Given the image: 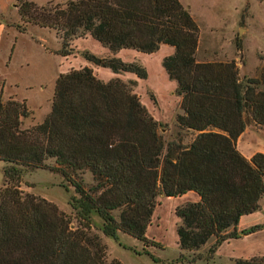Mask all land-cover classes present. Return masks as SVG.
Returning a JSON list of instances; mask_svg holds the SVG:
<instances>
[{
    "label": "trees",
    "instance_id": "1",
    "mask_svg": "<svg viewBox=\"0 0 264 264\" xmlns=\"http://www.w3.org/2000/svg\"><path fill=\"white\" fill-rule=\"evenodd\" d=\"M18 6L24 20L57 30L62 54L88 33L114 52L123 47L152 52L163 42L173 44L175 51L163 65L181 95L176 123L196 135L189 144L181 137L165 144L160 129L167 125L142 102L138 81L105 80L88 65L58 75L50 112L27 127L26 100L5 99L0 89V161L5 163L0 264H125L108 258L97 229L117 241L122 231L159 245L146 233L160 194L195 191L201 197L176 208L177 261H196L203 255L189 259L185 252L215 238L205 255L211 259L224 241L264 228L262 223L238 230L240 218L257 211L264 198V153L249 159L237 148L247 113L264 128V89L257 77L241 78L235 58H198L200 25L188 5L181 0H19ZM84 54L116 72L148 76L139 60ZM50 159L55 164H47ZM39 167L58 172L67 189L74 186V216L21 188L23 174ZM86 171L94 180L89 187L80 175ZM234 264H264V257L237 258Z\"/></svg>",
    "mask_w": 264,
    "mask_h": 264
},
{
    "label": "rangeland",
    "instance_id": "2",
    "mask_svg": "<svg viewBox=\"0 0 264 264\" xmlns=\"http://www.w3.org/2000/svg\"><path fill=\"white\" fill-rule=\"evenodd\" d=\"M35 1L43 4L50 0ZM181 1L188 5L191 12L201 20L202 27L200 28V43L197 56L199 58L225 60L235 58L241 78L257 77L260 80V88L264 89V0ZM4 2H9V0H1V4ZM18 2L19 0H15V5H18ZM14 8L16 7L13 6L6 11L8 22L16 24L19 28L22 25L27 28L18 37V52L14 60V66L5 70L11 72V79H20L24 82L21 84L20 81H17V85H19V94H27L29 97L27 104L31 114L24 120V126L27 127L42 122L52 108L55 91H53L54 80L52 74L55 73V70L58 68V70L65 72L72 68L83 67L89 62L93 63L85 56L84 52L86 50L91 52L100 51V46H106L90 34H86V36L73 39L71 44L66 46V49H71V52L63 54L62 57L59 53H56L60 52L63 47V40L57 30L26 21L23 18L20 19L16 16ZM238 41L242 43L241 48L238 47ZM22 63L23 65H21ZM1 67L2 65L0 64ZM126 75V71H120L119 77L129 80ZM1 84H5V81L0 77V87ZM28 85H32V88ZM9 89L13 95L18 94L17 88H14V86H10ZM136 91L139 93L142 102L143 100H150L151 108L158 107L155 94L148 87L144 85L140 88L137 84ZM181 112L179 111L178 113ZM246 117L249 120L248 124L258 126L252 121L248 113ZM164 124L167 126L161 128L160 133L165 144L179 137L182 138L184 143L190 142L195 137V132L180 129L176 120ZM47 164H55L54 159L48 160ZM4 165L5 163L0 161V189L5 183ZM80 175L87 187L94 183L93 175L90 171ZM66 184L67 182L58 172L47 167H39L28 170L23 174L21 188L25 192H31L56 203L63 211L74 216L75 211L70 204V199L73 195L78 194L74 186L69 184L67 189ZM171 216L173 219H171ZM175 218V213L173 215L168 213L164 222V224L167 223L166 228H162V226L160 228L156 227L155 236L166 244L165 249L154 251L156 255L163 258L160 262L154 261L147 254L137 255L132 249L120 245L114 238L105 237L101 230L97 229V232L101 235L103 242L107 246L109 245L107 251L109 259H111L110 249L112 255L121 259L125 264H187L186 262H176L179 250L176 245L178 234ZM94 222L96 225H100L102 219L97 214H94ZM122 242L128 245H136L138 248L143 247L141 241L129 234H123ZM210 244L200 249L199 252H207ZM197 252L187 251L185 256L190 259L195 254L197 255ZM203 262H197L196 264H206Z\"/></svg>",
    "mask_w": 264,
    "mask_h": 264
},
{
    "label": "crops",
    "instance_id": "3",
    "mask_svg": "<svg viewBox=\"0 0 264 264\" xmlns=\"http://www.w3.org/2000/svg\"><path fill=\"white\" fill-rule=\"evenodd\" d=\"M15 4H16L15 0H9V2H4L3 4H1V0H0V64L2 65V67L0 68V77L5 81V84L3 85L1 84L0 89L3 90V95L4 98L6 99L13 97L18 100H26V102L28 103L29 101L28 95L27 94L20 95L19 87H18L19 85H17V81H20L21 84L24 82H22L20 79H11L10 78L11 72L5 70L7 68L10 69L14 66V60L18 52V47H17L18 37L19 35H21V33H23L22 31H25L17 27L16 24L9 23L6 18L7 16L6 11L13 6L16 7L14 8L16 16H18L20 19L22 18L21 13L18 10L19 6ZM193 15L197 19L201 28L202 27L201 20L195 14ZM174 51H175V46L173 44L163 42L161 43L159 49L152 52L142 51L133 47H123L118 51L114 52L108 46L106 47L100 46V51H95L94 53L100 56L116 55L126 61L139 60L141 63H143L148 70L147 77L142 78L139 77L136 72L126 71L127 73L126 78L136 79L138 81L137 84L138 86H140V88H142L145 85L152 92H154L155 98L158 103V107L151 108L150 100L147 101L143 100V103L146 105V107L150 110L152 115L158 121L164 123H168V122L171 123L174 122V120H176L177 113L179 111H182L181 95L177 94L176 92L177 81L170 77L165 66L163 65V59L166 55L171 54ZM56 53H59L63 57L62 53L60 52H56ZM199 59H204V58L200 57ZM93 63L89 62L87 65L91 66L94 72L99 77L105 80L111 79L115 76H120V72L114 71L111 67L99 65L96 63L93 64ZM21 65H23V63ZM61 72L62 71L60 69L58 70L57 68L55 70V73L52 74L54 80L53 91L55 90L56 79ZM8 85L9 87L14 86V88H17L18 94L13 95ZM28 86L32 88V85H28ZM41 86L46 87L45 85H41ZM190 142H185V144H189ZM237 148L245 157L249 159L258 152L264 153V128H260L254 124H248L245 131L238 138ZM200 199H201L200 195L195 191H188L187 193L178 196H167L164 194H160L158 196V203L155 207L152 221L147 228L146 234L149 239L158 242L159 245L144 244L142 241H141L143 243L142 248H138V246L136 245L134 246L128 245L127 243L122 242L123 234H127L122 231L119 232V241L117 240L116 241L120 245L132 249L134 253L137 255L147 254L152 258L151 254H153L154 256L163 259L162 257L154 253L155 250L165 249L166 246V244L163 243L161 239H158L155 236L156 227L160 228L162 226V228L164 227L166 228L167 223L164 224L166 216L168 213L171 215L175 213L176 215L177 206L185 204L187 202H197ZM171 219H173L172 216ZM179 221L180 219L176 215L175 218L176 228L178 227ZM262 223H264V198L261 200V206L257 211L249 214H245L240 218L238 224V230L240 231L243 229H247L256 224H262ZM105 237H110V236L105 235ZM176 240H177L176 245L179 250V255L176 258H178L181 254V249L178 244V237ZM214 241L215 238H213L209 243H207L203 247H206L210 243L212 244ZM211 244L209 245V247L211 246ZM203 247H201L200 249H202ZM199 250H197L198 251L197 255L201 254L203 256L199 257L196 261L190 262L188 260H185V261H176V262L177 263L186 262L187 264H196L197 262H203L202 260H206L203 263L216 264L218 262L217 264H234L235 259L237 258H252L255 256L264 257V228L246 235H242L237 238H232L230 240L224 241L218 247L214 257L211 259H206L205 255L207 252H199ZM109 254L111 256V259L118 258L112 255L110 249H109Z\"/></svg>",
    "mask_w": 264,
    "mask_h": 264
}]
</instances>
